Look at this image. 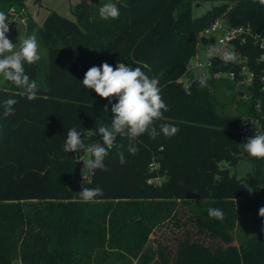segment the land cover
Instances as JSON below:
<instances>
[{
	"label": "trees",
	"instance_id": "obj_1",
	"mask_svg": "<svg viewBox=\"0 0 264 264\" xmlns=\"http://www.w3.org/2000/svg\"><path fill=\"white\" fill-rule=\"evenodd\" d=\"M109 1L79 2L77 20L53 9L42 26L29 19L28 32L47 49L45 57L24 65L38 85L37 98L29 101L11 82L0 85V104L18 101L7 119L0 108V264H264V159L251 157L247 181L221 166L237 165L245 142L264 130L260 80L248 86L212 77L201 87L191 76L188 88L177 82L197 53L199 32L224 17L264 35V5L231 0L197 16V3L215 0H113L119 17L101 19L99 9ZM0 7L11 27L10 8L19 13L26 3L0 0ZM241 50L261 74L263 50L250 42ZM105 61L114 68L118 61L138 66L157 79L169 111L154 126L179 131L155 139L118 134L104 160L108 170H90L83 185L103 195L84 202L69 187L84 151L63 149L73 127L88 146L102 143L98 126H111L116 98L109 103L81 82ZM212 71L242 77L233 61L216 58ZM223 85L236 90L231 101L237 114L218 110L225 106L216 92ZM243 92L248 99L236 100ZM155 152L160 155L152 160ZM154 161L158 168L149 170ZM157 174L163 180L150 183ZM209 208L221 209L224 219L209 218Z\"/></svg>",
	"mask_w": 264,
	"mask_h": 264
},
{
	"label": "clouds",
	"instance_id": "obj_2",
	"mask_svg": "<svg viewBox=\"0 0 264 264\" xmlns=\"http://www.w3.org/2000/svg\"><path fill=\"white\" fill-rule=\"evenodd\" d=\"M264 5V0H258ZM120 15L119 8L113 3H106L99 9L101 19H117ZM9 23L4 12H0V77L23 89V95L31 101L37 98L38 85L35 80H30L25 73V63L31 65L40 60L39 43L35 33L20 40L19 48L7 37ZM211 54V53H210ZM222 59L227 63L235 60L234 52H225ZM85 89L93 90L99 97L108 99L115 97L117 102L112 104V123L110 127L101 124L98 133L102 143L86 146L83 142L82 133L75 127L67 132L64 143V151L78 153L81 150L89 155L86 166L89 170L107 171L104 163L108 155V149L114 145L117 135L128 136L131 139L144 133L155 139L160 132L165 137L174 136L179 129L176 126L162 124L160 132H157L154 122L162 118L163 113L169 111L167 104L161 96L159 82L155 78H149L140 67H132L117 62L115 68L103 62L100 66L90 67L82 79ZM199 85L206 87L205 79H199ZM18 101L9 98L0 104L3 109L2 117L7 119L15 114V105ZM107 109V106L105 107ZM106 146V147H105ZM245 151L253 158L264 159V133L255 134L244 144ZM128 151L134 155L136 148L129 145ZM120 163H125L123 153H120ZM103 190L96 188H83L80 198L84 202H91L94 198L102 196ZM259 215L264 217V208L259 210ZM209 218L224 219V212L219 208L208 209Z\"/></svg>",
	"mask_w": 264,
	"mask_h": 264
},
{
	"label": "rangeland",
	"instance_id": "obj_3",
	"mask_svg": "<svg viewBox=\"0 0 264 264\" xmlns=\"http://www.w3.org/2000/svg\"><path fill=\"white\" fill-rule=\"evenodd\" d=\"M80 1H85V0H25L26 3V10H28V7L31 11V15L34 14L36 17L37 23L39 25H43V22L45 20V16L48 13V10L50 8H60L61 10V15L73 19L72 16V10L74 9V6L78 4L77 2ZM231 0H215V1H204L201 4L197 3L195 6V15L200 16L204 13H206L208 10L213 8L216 5H219L224 2H229ZM113 2V0L109 1ZM72 4V5H71ZM28 5V6H27ZM6 8H4L5 11ZM26 10L16 13V10L13 8H10L9 10V15H10V21H16V23L13 26H9V32L7 33L8 39L12 41L13 44H16L17 49L19 48V42L20 40L32 35L33 33H37L35 31H30L28 32L27 28V17L22 16V15H27ZM0 12H2L1 7H0ZM28 13L29 10H28ZM28 33V36H27ZM38 43H39V55L40 57H45L47 55V49L44 47L38 37H37ZM210 46L212 49V53L216 54L220 51L221 46L214 41L211 40V38L208 36L206 44H202L201 46L198 47V51L196 56H194L191 59V62L194 63V61L198 58L202 61H207L208 58L210 57V53L207 52V47ZM10 84L9 81H5L3 77H0V85H7ZM240 87L236 85V89L238 90ZM217 95L219 100L223 101L225 103L224 107H219V111L222 113H227V114H237L239 112L238 105L236 104L235 101H231L232 98H234L233 94L234 92L236 93V90H231L230 88L226 87L225 85L220 86L217 88ZM249 94L247 92H243L241 95L236 96V100L239 99H248ZM264 133V130L263 132ZM175 140V138H174ZM161 147H159V150ZM242 155L241 158L239 159V162L237 165H231L228 164L227 162H222L221 166L222 167H227L229 168L230 172L233 174H236L239 178H244L245 181L246 179L250 177V173L252 171V161H251V156L245 151L244 145L242 146ZM81 158H83V167H82V176H83V185L87 184L90 179V170L86 166V161L90 158L86 152L80 153ZM160 154L158 152H155L152 156V160L156 159ZM151 160V161H152ZM143 167V164H142ZM148 169H151V165H148ZM158 173V171H157ZM163 180V176L161 175H156L154 177V184H158ZM149 183V182H148ZM15 264H21L20 261H16Z\"/></svg>",
	"mask_w": 264,
	"mask_h": 264
},
{
	"label": "built area",
	"instance_id": "obj_4",
	"mask_svg": "<svg viewBox=\"0 0 264 264\" xmlns=\"http://www.w3.org/2000/svg\"><path fill=\"white\" fill-rule=\"evenodd\" d=\"M210 37L212 41L219 44L221 49L218 53L213 54L210 46L207 47V52L211 53L207 61L196 59L194 63L191 60L188 62L186 72L177 80L188 88L190 84L191 76L194 79H209L214 77L215 79L228 78L230 80H237L239 84H246L248 86L253 85L256 77L259 78L261 89L264 92V70L261 74L257 75L254 70H251L248 66V57L242 52L241 46L247 43H252L254 46H258L263 53L259 57V61H264V35L256 32L251 25H231L226 18L220 17L213 21L208 27L198 33L199 38L198 47L202 44H206L207 37ZM198 51V49H197ZM225 52H234L235 60L233 62L241 65V71L239 75L242 76L237 79L236 72H224V71H212L214 59H222V55ZM197 54V53H196ZM196 56V55H195ZM260 102H257L256 108L260 109ZM151 170L157 169L159 164L157 161L152 162ZM149 182H154V178H151Z\"/></svg>",
	"mask_w": 264,
	"mask_h": 264
},
{
	"label": "water",
	"instance_id": "obj_5",
	"mask_svg": "<svg viewBox=\"0 0 264 264\" xmlns=\"http://www.w3.org/2000/svg\"><path fill=\"white\" fill-rule=\"evenodd\" d=\"M79 160L76 163L74 168L73 177L69 181V187L74 192H80L83 187V176H82V167H83V158L81 154H78Z\"/></svg>",
	"mask_w": 264,
	"mask_h": 264
},
{
	"label": "crops",
	"instance_id": "obj_6",
	"mask_svg": "<svg viewBox=\"0 0 264 264\" xmlns=\"http://www.w3.org/2000/svg\"><path fill=\"white\" fill-rule=\"evenodd\" d=\"M92 0H85V1H80V2H91ZM77 3H79V2H77ZM72 5V4H71ZM77 5V4H76ZM28 6V5H27ZM51 9H53V10H56L58 13H61V10H59L60 8H50L49 10H48V12L51 10ZM28 10H29V12L30 13H28ZM28 10H26V13H27V15H22V16H26L27 17V24H28V21H29V19H32L38 26H41V25H39L38 23H37V20H36V17L34 16V14L33 15H31L32 13H31V11H30V9H29V7H28ZM48 14V13H47ZM47 14H46V16H47ZM46 16H45V18H46ZM72 16H73V19H71V18H69V19H71V20H77V18H76V16H75V14L73 13V10H72ZM68 18V17H67ZM15 23H16V21H15ZM27 36H28V33H27Z\"/></svg>",
	"mask_w": 264,
	"mask_h": 264
}]
</instances>
